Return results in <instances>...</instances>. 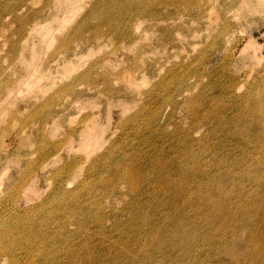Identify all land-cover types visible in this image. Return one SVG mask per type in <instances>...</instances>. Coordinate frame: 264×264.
Wrapping results in <instances>:
<instances>
[{"label": "rangeland", "instance_id": "374dc122", "mask_svg": "<svg viewBox=\"0 0 264 264\" xmlns=\"http://www.w3.org/2000/svg\"><path fill=\"white\" fill-rule=\"evenodd\" d=\"M182 1L0 0V264L55 263L37 232L69 228L92 252L101 235L83 233L101 214L127 226L104 234L118 264H264V2L203 0L195 20ZM225 159L240 182H223Z\"/></svg>", "mask_w": 264, "mask_h": 264}, {"label": "bare ground", "instance_id": "6f19581e", "mask_svg": "<svg viewBox=\"0 0 264 264\" xmlns=\"http://www.w3.org/2000/svg\"><path fill=\"white\" fill-rule=\"evenodd\" d=\"M264 2V0H255L253 3L251 2V1H245V0H241V3H242V5H248V7H249V9H254V8H256V7H258V6H263V4L261 3V2ZM180 2V1H179ZM183 3H185L189 8V10L194 14L193 16H192V18L193 19H199V18H201V16H203V12H204V9H201L203 6H201V4L203 3V0H183L182 1ZM199 8V9H198ZM244 8V7H243ZM262 8V7H261ZM197 9H198V11H197ZM255 12V11H254ZM191 18V19H192ZM228 29H230V23L228 22V20L226 19L225 20V23H223V26H221L220 25V30H219V32L221 33V35H223V34H226V32L228 31ZM193 32V31H192ZM215 44H217V41H215L214 40V42L213 43H211V45H215ZM253 47V44H251V43H247L243 48H241V53H245V52H249L250 50H251V56L250 57H252V59H254V55H255V50H256V47H255V49H251ZM202 55V54H201ZM200 55V56H201ZM225 55V54H224ZM206 56V54H203L202 55V58H204ZM256 56V55H255ZM262 59V58H261ZM260 59V60H261ZM258 60V59H257ZM255 65H253V67H254ZM263 67V66H262ZM252 69H254V68H251L250 70H249V72L250 71H252ZM262 69V71L264 72V67L263 68H261ZM250 76V75H249ZM239 86H242V84H239ZM256 88V89H255ZM261 87L260 86H257V87H252V86H248L247 87V90H246V92H247V94H248V96L250 95H252V93H254V90L255 91H260L261 89H260ZM261 92V91H260ZM261 95H262V93H261ZM259 100H261V102H259V100H258V103L259 104H264V99H262L261 98V96L259 95V98H258ZM264 106V105H263ZM260 113V112H259ZM264 113V112H263ZM262 114V113H261ZM257 117H259V116H257ZM264 117V116H263ZM260 118H262V115H261V117ZM260 118H258V120L260 119ZM257 120V119H256ZM262 120V119H261ZM260 120V121H261ZM264 120V119H263ZM257 122V121H256ZM255 122V123H256ZM259 123V122H258ZM261 123V122H260ZM257 124V123H256ZM262 124H263V122H262ZM226 125V124H225ZM224 127V126H223ZM225 128V127H224ZM246 129V128H245ZM249 129V128H248ZM226 131H228L227 129H225ZM224 130V131H225ZM245 131H247V130H245ZM262 135V134H261ZM200 139V138H199ZM198 139V140H199ZM262 139H264V138H262ZM261 139V141H263ZM205 147H206V145L205 144H203ZM263 145V144H262ZM201 146V145H200ZM204 146H202V147H204ZM201 147V148H202ZM261 147V146H260ZM263 147V146H262ZM205 149V148H204ZM208 149V148H207ZM260 149V148H259ZM264 149V148H263ZM206 152V151H205ZM209 152V151H208ZM261 152V151H260ZM258 157V156H257ZM257 157H256V159H257ZM226 158H228V157H226ZM220 160H222V159H220ZM242 160H243V158H242ZM236 161V160H235ZM241 162L240 161H236V162H234L233 161V168H231V166H232V162L231 161H229L228 159L226 160L225 159V165H227L226 166V176H227V178L223 181V182H226V183H230V182H233V181H231V179L232 180H240V178H241V176L243 177V175H241V168H240V166L241 165H239ZM247 163V162H246ZM242 164V163H241ZM252 164V163H251ZM247 165H250V164H247ZM216 166H217V162H216ZM243 167V166H242ZM244 169V168H243ZM242 174H244V173H242ZM246 174V173H245ZM248 175V174H247ZM163 177V176H162ZM213 177V176H212ZM214 178V177H213ZM216 178V177H215ZM244 178V177H243ZM243 178H242V180H243ZM131 178L129 177L128 178V180H130ZM184 181H183V183L186 185V187L187 188H189L191 185H189V186H187V184H188V181H189V179L185 176L184 177ZM217 179V178H216ZM208 180V179H207ZM131 181L133 182V180L131 179ZM210 182V181H209ZM209 182H206V183H209ZM213 182V181H212ZM216 181H214V183H215ZM223 182H221V180L218 178V182H216L215 184L213 183V185L215 186V194L216 195H214V196H212V193H211V191L209 190V192L207 193V195H209L208 196V198H209V200H206L207 202H213V201H215V202H217V206L219 205V202L218 201H216V200H214L213 199V197H215V199H219V198H221V197H226V196H228L227 195V193L228 192H226L227 190H228V187L226 186V184H223ZM240 182V181H239ZM264 183V182H263ZM201 184H204V183H201ZM232 184V183H231ZM195 185H197V184H195ZM206 185H208V184H206ZM206 185H203V186H206ZM212 185V183H211V185L210 186H213ZM194 186V185H193ZM198 186H201V185H197V190H199V187ZM202 186V187H203ZM183 187H185V186H180L179 188H181V189H183ZM226 187H227V190H226ZM230 188V187H229ZM205 189V188H204ZM180 190V189H179ZM185 190V189H184ZM187 190V189H186ZM226 190V191H225ZM204 191V190H203ZM231 191V190H230ZM183 192V190L182 191H180L179 193H182ZM207 192V191H206ZM190 193H192V192H190ZM194 193V192H193ZM192 193V194H193ZM191 194V195H192ZM195 194V193H194ZM199 193H196V195H198ZM201 194H205V193H202V191H201ZM231 194H232V192H231ZM183 195H184V193H183ZM206 195V196H207ZM185 196V195H184ZM187 196V195H186ZM185 196V197H186ZM198 196H200V194L198 195ZM204 196V195H203ZM220 196V197H219ZM191 198H189V200H191L192 199V201L193 200H195V199H193V198H195V197H193V196H190ZM193 197V198H192ZM186 200L188 199L187 197L185 198ZM185 200V201H186ZM192 201H189L188 203L190 204V206H191V203L190 202H192ZM220 201H222V199H220ZM187 202V201H186ZM195 201H193L192 203H194ZM187 203V204H188ZM221 203V202H220ZM193 205V204H192ZM189 206V205H188ZM189 206V207H190ZM207 206V205H206ZM191 209L193 208V210L194 209H196V211L199 209V206H196V207H194V206H192V207H190ZM207 208V207H206ZM209 208V207H208ZM207 208V209H208ZM190 209V210H191ZM212 209V208H211ZM210 208H209V211L211 210ZM183 210V209H182ZM186 210H187V208H186ZM206 211H208V210H206ZM212 211V210H211ZM181 212H183V211H181ZM187 213V212H186ZM185 213V214H186ZM190 213V212H189ZM192 213H194V212H192ZM181 214V213H180ZM183 215H184V213H182ZM181 214V215H182ZM128 216V215H127ZM178 216V212H177V215H176V217ZM188 216H189V214H188ZM209 217H211V216H209ZM174 218H175V216H174ZM178 218H179V220H180V215L178 216ZM182 218V217H181ZM208 218V217H207ZM173 219V218H172ZM191 219V218H190ZM183 220V219H182ZM208 220H210V222H209V224H210V226H212L213 225V222H212V218H209ZM129 221L132 223V227L134 228V229H136L137 228V231L140 229L143 233H147L148 231L146 230V227H145V225H143V224H137V226H134V223H133V218L132 219H130L129 218ZM127 222H128V220H127ZM127 222H126V224H127ZM129 222V223H130ZM227 222H229L228 220H226L225 222H224V224H222V225H220L219 224V226H218V229L220 230V231H224L225 230V228H226V226H228L227 225ZM130 223V224H131ZM124 224V223H123ZM123 224H121V225H118L117 223H115V224H113L112 226H108V225H106V219L104 218V216L101 214L100 216H97L96 217V219L94 220V223H93V227L95 228V233H93V231H90L89 230V228L88 227H86V228H88L83 234H85V235H87V236H94V235H101L100 236V239H101V241H98L97 239H99V237L96 239V241H98V243H94V242H92V243H94L95 245H97V246H95V245H92V246H94L95 248V250H92L91 249V251L92 252H90V250H89V248H88V246H86L87 247V249L86 248H83V246H82V248L81 247H79V249H76V247L74 248V245H72V243H71V241H70V231L68 232V230H69V228L68 229H63V232L62 233H59V231H56V232H54V233H44V234H41V233H35L34 235H35V241L37 242V245H36V247H35V254L37 255V256H43L44 254H43V251H44V248H45V246L48 244H50L51 246H48V247H53L54 248V250H55V252H54V254L53 255H50V257H48V258H46V259H51V257H52V259L50 260V261H52V262H55V263H52V264H118V262H121V259L120 258H124V255H122V257H120L119 259H118V253L117 254H115V253H113L111 250H107V251H105L103 248H106L105 247V245H104V243H105V241H106V239H105V236H104V234H107V232L108 231H111V230H114V231H116V232H118V234L119 233H122V231L123 230H125L126 231V228L125 227H127V226H125L124 228H123ZM125 224V225H126ZM184 224V223H183ZM80 225H84V226H87V223H86V221H80ZM143 225V226H142ZM175 226V225H174ZM180 226L182 227V225L180 224ZM184 226V225H183ZM192 226V225H191ZM130 227V226H129ZM177 226H175L174 227V229H175V231H177L178 230V228H176ZM186 227H188V226H186ZM190 227V226H189ZM196 227V226H195ZM123 228V229H122ZM180 228V227H179ZM192 228H194V227H192ZM191 228V229H192ZM129 229V228H128ZM174 229H173V232H174ZM177 229V230H176ZM181 229V228H180ZM189 229V228H188ZM190 229V230H191ZM131 230V229H130ZM186 229H184L183 228V231H185ZM189 230V231H190ZM195 229H193V230H191V231H193L192 233H194L195 231H194ZM171 231V230H170ZM179 231V230H178ZM183 231H182V233H179V234H185V233H183ZM190 231V232H191ZM75 232H77V231H75ZM124 232V231H123ZM128 232V231H127ZM135 232H136V230H135ZM140 232V231H139ZM151 232V231H150ZM252 232V231H251ZM33 233V232H32ZM58 233H59V235H58ZM109 233V232H108ZM125 233V232H124ZM129 233V232H128ZM127 233V234H128ZM137 233V232H136ZM143 233H142V235H143ZM83 234H81V235H83ZM109 234H111V233H109ZM108 234V235H109ZM126 234V235H127ZM171 233H169L168 235H170ZM73 235H76L75 233L73 234ZM80 235V234H79ZM134 235H135V233H134ZM139 234H137L136 235V237L138 236ZM157 235V234H156ZM32 236V235H31ZM104 236V237H103ZM115 236H116V234H115ZM153 236V235H152ZM171 236V235H170ZM174 236V235H173ZM172 236V237H173ZM177 236V235H176ZM251 236V235H250ZM60 237H62V238H60ZM107 237V236H106ZM113 237V236H112ZM118 237V236H117ZM127 237V236H126ZM132 237V236H131ZM134 237V236H133ZM135 237V238H136ZM147 237H148V235H147ZM151 237V236H150ZM154 237H156V236H154ZM153 237V238H154ZM159 236L157 235V238H158ZM179 236H177V238H178ZM93 238V237H92ZM95 238V237H94ZM114 238V237H113ZM130 238V237H129ZM129 238H127L126 239V241L129 239ZM138 238V237H137ZM140 238V237H139ZM143 238H146V237H143ZM252 238V237H251ZM84 239H86L85 237H84ZM88 239V238H87ZM115 240H116V238H114ZM113 239V240H114ZM118 239V238H117ZM133 239V238H132ZM147 239V238H146ZM152 239V238H151ZM159 239H160V237H159ZM159 239H156V240H158L159 241ZM178 239H180V238H178ZM108 240V239H107ZM115 240H114V242H115ZM120 240V239H119ZM140 240H141V238H140ZM152 240H155V238L154 239H152ZM170 240V239H169ZM176 242H177V240L176 239H174ZM65 242V244H64V247H65V245H66V247H67V249L66 250H63L64 252H63V255L62 256H60V254H58L57 253V251H56V248L57 247H60V248H64L63 246H59L62 242ZM86 241V240H85ZM90 241H91V239H90ZM126 241L124 242V243H126ZM149 241V240H148ZM158 241H156V242H153V241H151V245L152 246H156V244H159V246H162V244L160 245V243L158 242ZM162 242H163V240H161ZM160 241V242H161ZM259 240H256V241H252V240H249L248 242H253V249H256L257 250V248L259 247V242H258ZM89 242V241H88ZM87 242V243H88ZM128 242H129V244H131L132 243V240L130 239V241L128 240ZM181 241H179V243H180ZM232 242V241H231ZM79 243V242H78ZM86 243V244H87ZM91 243V244H92ZM108 243H109V240H108ZM122 243V242H121ZM133 243H134V245L135 244H137V245H139L138 246V248H137V254H136V256L138 257V251L140 250H142L143 248L145 249V247L147 246V245H145V247H144V243L145 242H141V245L140 244H138V242L137 241H133ZM149 243V242H148ZM147 243V244H148ZM173 242H172V239H171V244H172ZM178 243V244H179ZM104 245V247H102L101 245ZM110 244L111 243H109V246H110ZM115 244H117V243H115ZM175 244V243H174ZM108 245V244H107ZM111 245H113V241H112V244ZM118 245V244H117ZM126 246L128 245L127 243L125 244ZM124 245V246H125ZM132 245V244H131ZM130 245V246H131ZM151 245H150V247H151ZM168 245H170V244H168ZM252 245V244H251ZM108 246V247H109ZM114 246H116V245H114ZM129 245H128V247H130ZM158 246V248H160ZM118 247V246H117ZM117 247H116V251H117ZM134 248H136L135 246H133ZM148 247V248H147ZM146 248L147 249H145V250H148L149 249V246H147ZM232 247V246H231ZM112 248V247H111ZM122 247H120V249H121ZM131 248H132V246H131ZM156 248V247H155ZM225 248V247H224ZM107 249V248H106ZM129 248H125L124 250H120V252L121 251H124V252H127V254L129 253ZM139 249V250H138ZM132 250H133V248H132ZM161 250H163V249H161L160 248V250L159 251H157V252H162ZM77 251V252H76ZM115 251V250H114ZM115 251V252H116ZM118 251H119V249H118ZM134 251V250H133ZM139 251V252H140ZM149 251H150V249H149ZM134 252H136V251H134ZM143 252V251H142ZM142 252H140V255H143L144 253H142ZM148 252V251H147ZM146 252V253H147ZM223 252V251H222ZM131 253V252H130ZM142 253V254H141ZM146 253H145V255H146ZM150 253V252H149ZM74 254H77V258H75L73 255ZM122 254V253H121ZM127 254H126V256H127ZM134 253L132 252V255H133ZM148 254V253H147ZM91 255H93V256H91ZM135 255V254H134ZM144 255V256H145ZM149 255V254H148ZM147 255V256H148ZM119 256H120V254H119ZM144 256H143V258H144ZM146 256V257H147ZM133 257V256H132ZM150 257V256H149ZM130 258V257H129ZM128 258V260L130 261L131 260V263L130 264H140V263H142L143 262V264H146L147 263V258H146V262H145V258L142 260L141 258H135V257H133V259L131 258V259H129ZM149 259V258H148ZM64 260V261H63ZM125 260H126V258H125ZM128 260H126V261H128ZM150 260H151V258H150ZM122 261H123V259H122ZM129 261H128V263H129ZM149 261V260H148ZM188 260H186V262H187ZM124 262V261H123ZM150 262V261H149ZM148 262V263H149ZM183 262V261H182ZM127 262H126V264H128ZM147 263V264H148ZM122 264V263H121ZM125 264V263H124ZM183 264H185V262L183 263ZM187 264V263H186ZM190 264V263H189Z\"/></svg>", "mask_w": 264, "mask_h": 264}]
</instances>
